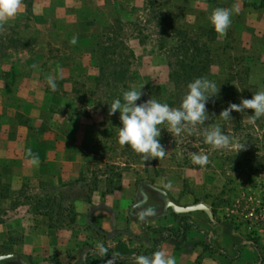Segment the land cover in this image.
Wrapping results in <instances>:
<instances>
[{"label": "rangeland", "instance_id": "1", "mask_svg": "<svg viewBox=\"0 0 264 264\" xmlns=\"http://www.w3.org/2000/svg\"><path fill=\"white\" fill-rule=\"evenodd\" d=\"M261 1L21 0L18 13L0 25V69L5 73L0 75H13L14 68L23 71L16 83L35 88L34 93L51 102L49 109L31 115L66 132L88 133L80 137H87L86 144L94 143L95 155L85 177L107 163L117 174L133 170L149 181L174 171L178 179L186 177L185 192L197 193V203L217 212L221 244L253 240L264 253V117L250 122L251 109L233 111L229 120L219 116L230 103L264 91V7L255 6ZM216 8L233 9L223 35L208 21ZM13 51L15 59L4 58ZM48 77L56 82L54 91ZM196 78L214 82L219 90L207 104L209 118L203 124L179 136L161 129L165 154L149 161L119 144V111L111 116L108 112L123 91L142 87L138 104L153 98L178 108L187 85ZM23 95L29 98L28 92ZM18 100L14 95L6 104L4 117L11 122H25ZM215 125L233 138L222 150L204 143L203 132ZM237 143L245 147L240 150ZM193 153L207 154L209 163L194 164ZM151 201L158 205L155 213L173 211L166 205L172 200L164 195ZM193 213L206 221L204 213ZM230 231H236L235 239ZM262 258L264 254L259 259L245 250L239 264Z\"/></svg>", "mask_w": 264, "mask_h": 264}, {"label": "crops", "instance_id": "2", "mask_svg": "<svg viewBox=\"0 0 264 264\" xmlns=\"http://www.w3.org/2000/svg\"><path fill=\"white\" fill-rule=\"evenodd\" d=\"M16 55L13 51L4 58L15 59ZM12 71L8 77L0 75V257H6L0 264H137L136 257H151L158 250L174 257L176 264H222V259L239 264L245 250L262 257V248L253 240L221 244L224 237L218 233L220 224L213 207L209 206L214 220L204 211H195L204 213L206 221L193 212L155 213L150 205L154 191L185 206L200 201L197 193L184 191L186 177L178 179L174 171L151 181L133 170L121 172L113 183L101 176L86 196L77 183L86 176L90 157L95 155L94 143L86 144L88 133L80 129L66 132L31 115L49 109L51 102L34 93L35 88L16 83L24 72ZM29 77L32 80L34 75ZM11 92L20 98L19 114L25 122L4 117L6 104L14 96ZM26 92L29 98L23 95ZM80 133L85 136L80 137ZM33 157H38L36 163ZM71 186L74 219L69 226L57 227L43 206L42 194ZM145 192L148 203L139 205ZM18 194L38 198L31 202L35 205L16 207L22 201ZM180 225L184 228L178 235ZM231 235L234 238L236 231H230ZM243 264L264 261L247 260Z\"/></svg>", "mask_w": 264, "mask_h": 264}, {"label": "clouds", "instance_id": "3", "mask_svg": "<svg viewBox=\"0 0 264 264\" xmlns=\"http://www.w3.org/2000/svg\"><path fill=\"white\" fill-rule=\"evenodd\" d=\"M21 0H0V25L14 17L20 8ZM238 11V9H237ZM233 9L216 8L208 17V21L214 31L220 35L226 33L231 25ZM76 43V39L71 41ZM51 90L57 85L52 77L47 79ZM142 87L137 90L132 88L122 92V99H115L109 106L108 114L116 115L119 111L120 126L118 130V142L120 145L129 146L134 152L142 154L145 161L163 157L165 149L160 143L161 129H167L169 133L179 136L182 132H191L198 124H203L208 118L207 104L217 96V86L205 78H196L187 85L188 91L182 98L178 108H171L167 103L149 98L137 103L144 93ZM251 109L250 122H255L264 117V91L256 92L250 99H242L239 104L230 103L223 109L219 116L224 120L232 119L231 113L245 112ZM160 125H167L161 128ZM204 143L210 145L213 150H222L233 143V138L222 132L219 125H215L203 132ZM242 150L245 144H236ZM239 150V151H240ZM29 155L31 151L29 150ZM38 157H33L36 163ZM192 162L197 165H207V154H192ZM103 251V248H101ZM137 264H176L175 258L166 256L162 251H156L151 257H136Z\"/></svg>", "mask_w": 264, "mask_h": 264}, {"label": "trees", "instance_id": "4", "mask_svg": "<svg viewBox=\"0 0 264 264\" xmlns=\"http://www.w3.org/2000/svg\"><path fill=\"white\" fill-rule=\"evenodd\" d=\"M255 6L264 7V0H262L259 5L255 4ZM102 74L103 72L100 74V76H102ZM113 76L115 77V74H113ZM115 169L116 167L114 165L107 163L104 169L93 171L90 177H82L77 183L79 185L78 187L87 196L92 192V190L95 189L99 181V178L101 176H105L111 183H113L115 179L120 176V174H117L115 172ZM73 189L74 188L71 186V187L65 188L64 190H58V191L48 190V192L45 193V195L42 194L43 200L45 201V204L43 206L46 208V211L50 216L52 224H54L57 227L69 226L74 219L73 218L74 217V206H73L72 198H71L72 196L71 192L73 191ZM153 193L151 192V195H154V196L158 194L163 195L160 191H154ZM19 196L22 198V201L17 202L14 205L16 207L20 205H24V204L26 205L34 204L35 205V201L37 200L35 198H38V196H34L32 194H23V195L20 194ZM144 197L145 198H143V200L138 203L139 205H145L148 203L147 192L144 193ZM32 200H35V201L31 203ZM150 205L154 207V210H156L158 206V205H154L153 203H151ZM166 205H168V202ZM165 208H167V206H165ZM182 217H186V216H182ZM183 219L186 220L187 218H182V220ZM183 228H184L183 225H180L178 229V235L182 233Z\"/></svg>", "mask_w": 264, "mask_h": 264}, {"label": "water", "instance_id": "5", "mask_svg": "<svg viewBox=\"0 0 264 264\" xmlns=\"http://www.w3.org/2000/svg\"><path fill=\"white\" fill-rule=\"evenodd\" d=\"M168 206L171 207L174 212L179 213V214H183V213H191L194 211H204L208 214V216L210 217L211 220H214V215H213V211L212 209L206 205L205 203H196L193 205H186V206H182V205H178L172 201H168ZM6 257H0L1 259H4Z\"/></svg>", "mask_w": 264, "mask_h": 264}]
</instances>
